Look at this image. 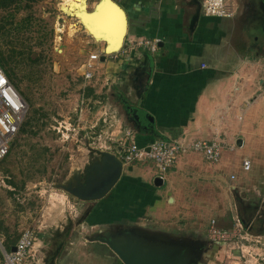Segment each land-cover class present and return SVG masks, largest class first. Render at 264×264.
Segmentation results:
<instances>
[{"label":"crops","instance_id":"1","mask_svg":"<svg viewBox=\"0 0 264 264\" xmlns=\"http://www.w3.org/2000/svg\"><path fill=\"white\" fill-rule=\"evenodd\" d=\"M113 1L129 20L121 47L127 53L98 65L104 67L101 74L112 75L117 81L113 87L106 86L110 87L106 93L115 101L122 130L131 132L139 147L158 139L187 137L218 141L226 152L217 163L196 152L185 153L158 185L150 162L124 166L120 161L125 170L90 214L103 219L114 214L115 220L126 219L129 226L143 232L172 237L169 233L196 228L185 221L186 215L196 214V207L212 209L199 201L209 196L211 186L230 193L231 198L234 192L243 197L235 202L240 224L250 229L249 233L256 230L257 220L264 218L258 217L264 213V0H230L237 11L229 19L205 17L200 12L193 29L194 7L189 0ZM61 7L77 19L79 16L90 29L96 15L87 11L85 0L84 9ZM119 24L111 15L99 23L101 28L109 25L113 33ZM75 27L71 26V33L77 24ZM138 38L158 41V52H130L128 43ZM106 39L110 50L115 40ZM101 87L98 84L96 89L102 91ZM244 160L249 162L247 170L242 167ZM194 182L200 185L194 187ZM204 187L208 193L196 191ZM229 197L228 204L232 202ZM0 238H4L2 224ZM250 239L255 238L252 235ZM98 245L103 249L97 258L100 264H120L110 260L111 252L105 245ZM226 247H218L213 257L210 250L216 247L203 249V260L198 264H222ZM61 256V251L57 252L51 264L75 263L70 256Z\"/></svg>","mask_w":264,"mask_h":264},{"label":"rangeland","instance_id":"2","mask_svg":"<svg viewBox=\"0 0 264 264\" xmlns=\"http://www.w3.org/2000/svg\"><path fill=\"white\" fill-rule=\"evenodd\" d=\"M60 2L38 1L31 9L20 10L14 21L9 13L0 11V25L6 24L4 33L11 31L1 38L2 51L8 52L6 46L13 42L20 52L12 60L11 68L13 66L16 90L27 105L21 125L24 131L15 135L7 156L0 162V224L4 230V238H0V264H6L5 256L11 252L5 246L15 247L26 230L32 232L34 242L27 259L20 264H51L59 251L61 257L70 256L75 260L74 264H100L97 258L99 251H103L98 245L101 243L91 239L105 231L118 235L132 229L126 219L115 220L117 215L114 214L104 219L101 215L96 218V214H86L95 210L97 202L104 198L95 203L83 202L64 188H75L77 181L83 185L87 174L97 171L101 157L95 152H116L122 138V133L118 132L122 125L119 112L113 106L115 101L106 93L117 81L106 88L101 75L108 74H101L104 67L100 64L94 80L86 83L82 77L81 67L91 53L105 55V37L67 14ZM85 2L87 11L94 13L99 0ZM27 16L28 25L22 26L17 36L16 24ZM72 24L78 27L73 33ZM61 44L63 49L57 51ZM107 57L105 62L109 60ZM109 77L113 79L112 75ZM98 84L102 85V91L96 89ZM225 150L222 149L220 159ZM190 154L193 153L186 155ZM183 157L185 155L180 159ZM152 172L153 181L158 185L154 168ZM197 185L200 184L194 182V187ZM213 188L210 186L209 196L199 200L212 205V209L196 207V214L186 215L185 221L194 223L196 228L169 233L172 239L194 247L197 255L192 264L202 262L203 249L209 251L216 247L210 250L213 257L221 247L212 244L207 235L210 222L216 221L222 230H230L234 226L233 218L240 216L239 206L237 204L236 209L235 204L243 201V197L234 192L231 198L230 193ZM203 190L208 193L205 187L196 191ZM228 197L232 199L230 204ZM260 215L264 213L258 217ZM260 218L254 225L257 229L251 232L255 239H250V229L243 227L246 240L241 241V249L224 245L227 249L223 251L227 254L222 264H264V218ZM111 254L110 260L113 258L121 264Z\"/></svg>","mask_w":264,"mask_h":264},{"label":"built area","instance_id":"3","mask_svg":"<svg viewBox=\"0 0 264 264\" xmlns=\"http://www.w3.org/2000/svg\"><path fill=\"white\" fill-rule=\"evenodd\" d=\"M200 2V12L205 17L229 19L233 18L237 11L236 5L230 0H200ZM128 50L130 52L147 51L155 55L158 52V41L138 38L128 43ZM124 53L127 52L121 48L118 52L106 55L108 56L107 60H117L119 55ZM101 56H104L106 61L105 55L96 52L91 53L84 61L81 67L84 81H91L96 77L95 73L99 67L97 65L101 64ZM102 82L105 86H110L115 80L105 75L102 77ZM26 112V102L0 68V162L7 156L11 142L24 122ZM118 132L122 133V138L118 149L116 147L115 154L122 164L127 166L150 162L157 178L161 181H165L169 171L175 166L181 155L196 152L201 154L206 161L217 163L223 149V144L218 141L190 140L187 137L175 140L158 139L147 146L139 147L133 140L131 132H124L121 129ZM242 167L247 170L249 162L244 160ZM242 229L239 219L235 220L234 226L230 230H222L216 225L215 221H211L207 229V235L214 245H225L227 247L234 245L241 249V241L246 240V236L242 234ZM33 242L32 232L28 230L22 232L15 245V251L6 254L5 263L20 264L26 260Z\"/></svg>","mask_w":264,"mask_h":264},{"label":"water","instance_id":"4","mask_svg":"<svg viewBox=\"0 0 264 264\" xmlns=\"http://www.w3.org/2000/svg\"><path fill=\"white\" fill-rule=\"evenodd\" d=\"M189 1L191 6L194 7V14L190 22V29H193L200 16L201 2L200 0ZM106 9L109 10L113 18L120 21L118 31L113 33L112 30L110 31L109 25L101 28L98 21L96 25H91L90 30L101 34L105 38L115 36L116 44L110 51L106 41L103 53L109 55L121 49L128 32L129 20L125 10L113 0H99L95 10V12L97 11L96 19L101 20ZM100 61H105L104 56H101ZM95 154L101 157L98 164L99 168L97 171L92 170L87 174L86 182L83 184L85 186L77 181L75 188H70L71 186L64 187L66 191L83 202L93 201L95 203L104 198L116 183L122 171L121 162L115 154H99L98 152H95ZM157 179L161 184V180ZM89 213L91 212L88 211L86 214ZM91 240L104 244L121 264H192L197 255L194 247L186 246L185 244L188 243L179 241L180 239L176 240L160 234L143 232L137 227H132L130 231L118 235L105 231L101 233V236H94ZM10 251L14 252L15 247H12Z\"/></svg>","mask_w":264,"mask_h":264},{"label":"trees","instance_id":"5","mask_svg":"<svg viewBox=\"0 0 264 264\" xmlns=\"http://www.w3.org/2000/svg\"><path fill=\"white\" fill-rule=\"evenodd\" d=\"M41 1V0H0V11L3 12H7L9 13V18L13 19L14 21V16L22 9H31L33 4ZM29 16L25 17L23 20H21V22H18L16 24V33L17 36L21 30V28H23L22 26L24 25H28L29 22ZM6 25V24H5ZM5 25H0V68L3 70L4 74L6 75L7 79L9 80V82L17 89V85L14 84L13 82V75H14V71H13V66L11 68L12 65V60L16 59L17 55H20V52H17V47L16 44H14L13 42H10L9 44H7L6 49L8 52L2 51V43H1V38L4 35H10L11 31L8 32V34L4 33V29H5ZM10 25H12V20ZM20 131H24L23 127L21 126L19 129ZM12 244H9L6 247V250H9L10 247H12Z\"/></svg>","mask_w":264,"mask_h":264},{"label":"bare ground","instance_id":"6","mask_svg":"<svg viewBox=\"0 0 264 264\" xmlns=\"http://www.w3.org/2000/svg\"><path fill=\"white\" fill-rule=\"evenodd\" d=\"M61 2H60V6H64V7H66V9H75V8H83L84 9V7H83V3H84V0H60ZM63 7V8H64ZM87 7V6H86ZM62 8V7H61ZM82 9V10H83ZM63 10V9H62ZM81 10V9H80ZM75 11V10H74ZM84 11H86V10H84ZM106 12L104 13V15H103V19H105V18H108V17H110V15H111V13L109 12V10H105ZM81 12V11H80ZM74 13V12H73ZM76 13H77V11H76ZM82 13H83V11H82ZM78 14V13H77ZM91 14H93V15H96V17H95V20H93V22H92V24H95L96 25V23H97V21H98V24L100 23V21H102L103 19L101 18V20H99V19H96L97 18V11L95 12V13H91ZM85 15L82 17L83 18V21H84V19H85ZM90 17V16H89ZM93 17V16H92ZM111 17H112V15H111ZM91 18V17H90ZM78 19H79V16H78ZM114 19V18H113ZM105 21V20H104ZM103 21V22H104ZM88 22V21H87ZM119 22V21H118ZM85 24H87V23H85ZM91 24V25H92ZM88 25V24H87ZM71 26H73L74 28H76L75 27V24H73V25H71ZM89 28H92V26H90L89 25ZM72 29V28H71ZM97 29V28H96ZM76 30V29H75ZM74 30V31H75ZM114 40H115V36L113 37V36H111ZM106 38H108V37H106ZM105 38V39H106ZM106 41H107V39H106ZM57 44H58V41H57ZM115 44H116V40H115ZM60 49H63L62 48V44L61 45H58V48H57V51L58 50H60ZM109 49V48H108ZM110 51V50H109Z\"/></svg>","mask_w":264,"mask_h":264},{"label":"flooded vegetation","instance_id":"7","mask_svg":"<svg viewBox=\"0 0 264 264\" xmlns=\"http://www.w3.org/2000/svg\"><path fill=\"white\" fill-rule=\"evenodd\" d=\"M116 155V154H115ZM111 190V189H110Z\"/></svg>","mask_w":264,"mask_h":264}]
</instances>
